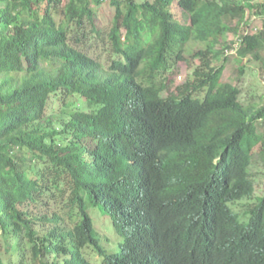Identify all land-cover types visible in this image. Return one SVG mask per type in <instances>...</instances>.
Listing matches in <instances>:
<instances>
[{"label": "trees", "instance_id": "obj_1", "mask_svg": "<svg viewBox=\"0 0 264 264\" xmlns=\"http://www.w3.org/2000/svg\"><path fill=\"white\" fill-rule=\"evenodd\" d=\"M173 4L0 0V264H264V104L215 66L264 63V3Z\"/></svg>", "mask_w": 264, "mask_h": 264}, {"label": "rangeland", "instance_id": "obj_2", "mask_svg": "<svg viewBox=\"0 0 264 264\" xmlns=\"http://www.w3.org/2000/svg\"><path fill=\"white\" fill-rule=\"evenodd\" d=\"M137 1L140 2L142 0ZM233 1L236 3L242 2V0ZM251 1L255 3H264V0ZM177 2L178 0H174L172 9L175 17L181 20V12L177 6ZM112 15L113 8L108 3L103 4L101 7L96 9L95 17L97 24L103 28L109 27ZM261 21L262 19L260 17L253 16L252 22L249 26H261ZM235 24H238V22L234 21L233 25ZM248 30L250 32V27ZM237 42L238 34L229 33L227 35L226 43L223 44V49L230 44H233L234 46ZM235 54L236 52L227 56V53H222L215 62V66H224L220 76V81L222 83H230L240 89V101L242 104L260 107L264 104V63L249 57L244 60V70L240 73L239 68L241 64L238 63ZM262 58L264 59V53L262 54ZM190 67L191 66L188 62H180L177 64L173 74L170 76L168 89L163 93L164 97H166L170 92H174L178 86H181L186 82L191 72ZM259 132L263 134L264 137V122H262L259 126ZM251 175L255 183V194L253 198L243 200L231 206L232 209L241 217L246 215L247 211L251 208L250 206H253L255 202H257V198L261 197L264 192V156H261L258 153L256 154L251 166ZM102 225V221L98 219L96 227L99 232H105Z\"/></svg>", "mask_w": 264, "mask_h": 264}, {"label": "built area", "instance_id": "obj_3", "mask_svg": "<svg viewBox=\"0 0 264 264\" xmlns=\"http://www.w3.org/2000/svg\"><path fill=\"white\" fill-rule=\"evenodd\" d=\"M238 45H239L238 43L234 44L233 49H232L231 51H227V52H226L227 55H230L231 53L236 52L237 49H238Z\"/></svg>", "mask_w": 264, "mask_h": 264}]
</instances>
